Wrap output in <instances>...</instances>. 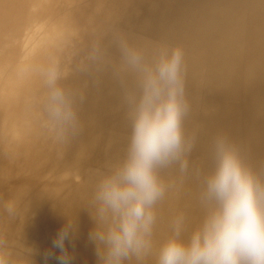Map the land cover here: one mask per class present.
Returning <instances> with one entry per match:
<instances>
[{"label":"bare ground","instance_id":"obj_1","mask_svg":"<svg viewBox=\"0 0 264 264\" xmlns=\"http://www.w3.org/2000/svg\"><path fill=\"white\" fill-rule=\"evenodd\" d=\"M177 50L185 151L157 169L165 192L153 208V252L144 264H156L178 218L187 240L213 210L206 194L221 147L264 186V0H0L7 264H59L53 241L70 219L78 225L65 241L71 264H98L89 240L94 196L127 159L132 99L142 93L130 53L155 67ZM54 65L76 117L63 131L48 111L45 72Z\"/></svg>","mask_w":264,"mask_h":264},{"label":"clouds","instance_id":"obj_2","mask_svg":"<svg viewBox=\"0 0 264 264\" xmlns=\"http://www.w3.org/2000/svg\"><path fill=\"white\" fill-rule=\"evenodd\" d=\"M130 62L142 73V93L138 100L132 99L127 159L102 179L94 196L89 240L98 264H144L152 255L153 208L165 192L157 169L180 161L185 151L181 53L177 50L171 58H161L155 67L143 66L136 53H130ZM59 79L55 65L46 70L48 111L54 126L63 131L75 127L76 117L58 86ZM181 167H186V161ZM206 198L214 208L202 225L184 240L183 217L178 218L174 235L159 250L156 264H264V186L227 148L220 149L219 166L208 181ZM77 229L76 220L70 219L53 241L61 253L56 257L59 264H71L65 241ZM0 264H7L3 255Z\"/></svg>","mask_w":264,"mask_h":264}]
</instances>
